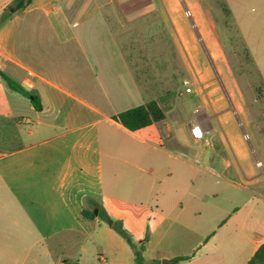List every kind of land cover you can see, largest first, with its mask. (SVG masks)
I'll return each mask as SVG.
<instances>
[{"label": "crops", "instance_id": "1", "mask_svg": "<svg viewBox=\"0 0 264 264\" xmlns=\"http://www.w3.org/2000/svg\"><path fill=\"white\" fill-rule=\"evenodd\" d=\"M15 3L0 0V71L41 108L0 78V264H134L105 214L147 263L247 264L264 245V156L232 122L172 0ZM199 33L220 59L214 29ZM152 101L159 122L130 131L114 118ZM55 241L78 251L53 258Z\"/></svg>", "mask_w": 264, "mask_h": 264}, {"label": "rangeland", "instance_id": "2", "mask_svg": "<svg viewBox=\"0 0 264 264\" xmlns=\"http://www.w3.org/2000/svg\"><path fill=\"white\" fill-rule=\"evenodd\" d=\"M172 2L175 11L182 15L187 27L198 39L201 54L225 110L231 113L232 122L238 126L250 151L256 149L257 156L261 158L264 156V0H228L227 3L221 0ZM200 15L203 16V21L200 20ZM201 26L207 28V31L214 29L221 42L220 59L207 49L199 33ZM217 124L215 120L214 125ZM257 146L260 148L257 149ZM252 162L259 173L260 167L255 164L253 156ZM207 163L210 164V161ZM213 168L214 173L220 174L223 171L222 164L215 157ZM46 246L51 250L53 258L64 256L63 259L75 255L79 248L78 245L74 248L66 247L56 241ZM84 248L83 259L88 258L91 252L89 243ZM94 261L98 264V261Z\"/></svg>", "mask_w": 264, "mask_h": 264}, {"label": "trees", "instance_id": "3", "mask_svg": "<svg viewBox=\"0 0 264 264\" xmlns=\"http://www.w3.org/2000/svg\"><path fill=\"white\" fill-rule=\"evenodd\" d=\"M22 3H15L12 6V10H18L23 6V3L30 2V0H21ZM8 12V11H7ZM8 16L7 13H4L0 20H4ZM0 78H2L7 86L22 94L23 96L30 98L31 104L34 106L36 110H40L41 106L39 105V98L34 95L30 91H26L23 87L19 84L10 80L4 73L0 71ZM120 124H122L125 128L130 131H137L146 126L151 125L152 123L159 122L164 119V112L161 107L158 105L157 102L152 101L145 105H140L138 107L126 110L121 112L116 117H114ZM84 216L86 217H93L94 214L91 211H84ZM102 220L115 232H117L125 241L126 243L132 248L134 253V264H158L157 261H153L151 263L145 262L142 257L143 251V243H135L130 234L127 230L123 227V224L120 220H115L110 218L108 215H102ZM65 264H77V263H69L66 262ZM247 264H264V245H261L254 255L250 258Z\"/></svg>", "mask_w": 264, "mask_h": 264}, {"label": "built area", "instance_id": "4", "mask_svg": "<svg viewBox=\"0 0 264 264\" xmlns=\"http://www.w3.org/2000/svg\"><path fill=\"white\" fill-rule=\"evenodd\" d=\"M193 80L195 81H198V75L197 73L194 72V75H193ZM184 87H185V92L186 93H190L192 91V79H187L186 81H184ZM190 135H191V138L193 140H196V141H201L203 140V131H202V128L200 125H191L190 126ZM257 165L258 166H261V163L260 161H257Z\"/></svg>", "mask_w": 264, "mask_h": 264}, {"label": "water", "instance_id": "5", "mask_svg": "<svg viewBox=\"0 0 264 264\" xmlns=\"http://www.w3.org/2000/svg\"><path fill=\"white\" fill-rule=\"evenodd\" d=\"M24 87H25V89L29 90V88L27 86H24ZM94 213L97 214V211H95ZM173 263H174V261H166V260H163L162 261V264H173Z\"/></svg>", "mask_w": 264, "mask_h": 264}]
</instances>
